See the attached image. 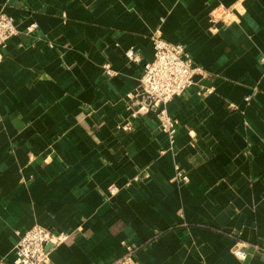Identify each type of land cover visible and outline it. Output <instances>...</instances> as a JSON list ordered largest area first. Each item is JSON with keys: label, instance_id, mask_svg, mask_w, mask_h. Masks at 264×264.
Segmentation results:
<instances>
[{"label": "crops", "instance_id": "0c3cea01", "mask_svg": "<svg viewBox=\"0 0 264 264\" xmlns=\"http://www.w3.org/2000/svg\"><path fill=\"white\" fill-rule=\"evenodd\" d=\"M218 4L234 18L211 31ZM0 12L18 31L0 49V264L33 225L69 233L53 264H114L124 242L138 264H264V0H0ZM156 31L208 73L167 103L171 143L151 112L118 128ZM176 166L187 182L171 180Z\"/></svg>", "mask_w": 264, "mask_h": 264}, {"label": "built area", "instance_id": "2783aa9c", "mask_svg": "<svg viewBox=\"0 0 264 264\" xmlns=\"http://www.w3.org/2000/svg\"><path fill=\"white\" fill-rule=\"evenodd\" d=\"M208 17L210 30L215 31L217 23L227 24L234 18V10L218 4L209 11ZM36 28L37 24L32 23L27 30L32 32ZM17 33L14 19L0 12V49ZM152 45L153 57L143 64L135 94L126 96L131 112L129 119L120 124L118 128L130 131L133 119L151 112L156 117L160 130L167 135L171 143L178 122L167 113V103L172 98L182 95L194 83L196 77L204 79L208 73L203 67L193 63L183 44L168 42L157 31L152 36ZM125 56L133 63L141 61L139 53L133 47L126 49ZM102 69L107 76L116 75V71L108 63H104ZM261 78L264 79V73ZM249 99L250 96L244 98L245 101ZM228 108L236 109V106L229 103ZM147 176L148 172L144 171L136 175L133 181ZM171 180L185 183L188 177L176 166ZM107 191L109 195H113L117 189L110 186ZM16 234L18 240L14 247L12 264H53L49 257L50 249L59 246L69 237L67 232L53 231L40 225H33L23 232L17 231ZM123 244L126 251L114 264H138L134 259L135 248L125 242ZM233 254L238 258L245 257V252L241 248L233 249Z\"/></svg>", "mask_w": 264, "mask_h": 264}, {"label": "water", "instance_id": "95a60500", "mask_svg": "<svg viewBox=\"0 0 264 264\" xmlns=\"http://www.w3.org/2000/svg\"><path fill=\"white\" fill-rule=\"evenodd\" d=\"M202 83V82H201Z\"/></svg>", "mask_w": 264, "mask_h": 264}]
</instances>
